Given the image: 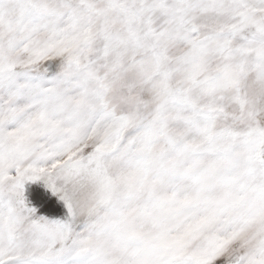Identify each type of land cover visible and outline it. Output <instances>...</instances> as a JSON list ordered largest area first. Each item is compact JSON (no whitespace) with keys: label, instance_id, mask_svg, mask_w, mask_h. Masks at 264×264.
<instances>
[{"label":"snow or ice","instance_id":"6c2138e0","mask_svg":"<svg viewBox=\"0 0 264 264\" xmlns=\"http://www.w3.org/2000/svg\"><path fill=\"white\" fill-rule=\"evenodd\" d=\"M0 264H264V0H0Z\"/></svg>","mask_w":264,"mask_h":264}]
</instances>
